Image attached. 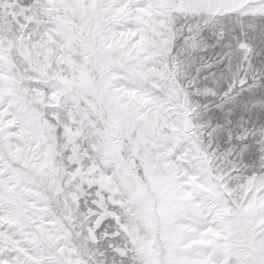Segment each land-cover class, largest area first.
<instances>
[{
  "label": "snow or ice",
  "instance_id": "obj_1",
  "mask_svg": "<svg viewBox=\"0 0 264 264\" xmlns=\"http://www.w3.org/2000/svg\"><path fill=\"white\" fill-rule=\"evenodd\" d=\"M0 264H264V0H0Z\"/></svg>",
  "mask_w": 264,
  "mask_h": 264
}]
</instances>
